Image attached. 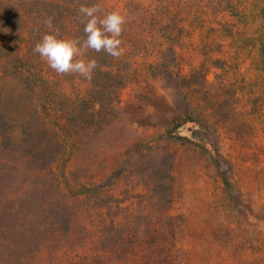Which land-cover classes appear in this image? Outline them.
<instances>
[{"label":"rangeland","instance_id":"obj_1","mask_svg":"<svg viewBox=\"0 0 264 264\" xmlns=\"http://www.w3.org/2000/svg\"><path fill=\"white\" fill-rule=\"evenodd\" d=\"M95 3L123 54L57 74L35 44ZM258 4L0 0V264H264Z\"/></svg>","mask_w":264,"mask_h":264},{"label":"clouds","instance_id":"obj_2","mask_svg":"<svg viewBox=\"0 0 264 264\" xmlns=\"http://www.w3.org/2000/svg\"><path fill=\"white\" fill-rule=\"evenodd\" d=\"M78 15L84 25L82 37L65 39L55 33H45L33 51L59 75L75 74L91 80L98 63L95 58L85 59L86 53L104 52L118 59L124 51L121 36L127 20L118 10L105 13L100 3L81 5ZM44 24L51 29L53 19H45Z\"/></svg>","mask_w":264,"mask_h":264},{"label":"trees","instance_id":"obj_3","mask_svg":"<svg viewBox=\"0 0 264 264\" xmlns=\"http://www.w3.org/2000/svg\"><path fill=\"white\" fill-rule=\"evenodd\" d=\"M258 1H259L258 5L261 6V8H260L261 13H260V11L258 12L259 13L258 18L259 17L261 18V25H260V28L257 30L263 31V33H261L260 39H259L260 40L259 58L261 59L260 60L261 63H263L262 72L264 74V0H258ZM256 17H257L256 12H254L253 10H250V9H246L242 19L245 23H247V26H248L247 30H250V26L252 25V23L256 22L255 21ZM178 138H179V140H182V141H189L186 138H181V137H178ZM217 166H218L219 173L221 174V178L223 180V184H224L226 190L229 192H232V185H231V183L227 177V171L222 169V165H221V162L219 160H217Z\"/></svg>","mask_w":264,"mask_h":264}]
</instances>
